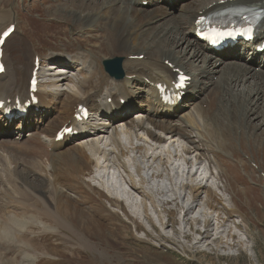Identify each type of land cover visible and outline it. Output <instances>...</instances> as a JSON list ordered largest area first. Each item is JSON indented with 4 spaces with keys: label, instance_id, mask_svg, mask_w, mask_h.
I'll return each mask as SVG.
<instances>
[{
    "label": "bare ground",
    "instance_id": "bare-ground-1",
    "mask_svg": "<svg viewBox=\"0 0 264 264\" xmlns=\"http://www.w3.org/2000/svg\"><path fill=\"white\" fill-rule=\"evenodd\" d=\"M87 1L79 2L84 7ZM93 1L95 9L78 16L77 21L81 22L80 31L99 29L102 32L107 30L108 35L110 34L109 44L107 43L108 49L115 52L118 47L125 51L122 66L126 76L122 81H117L106 74L107 76H104L99 82V89L91 91V83L98 75L97 61L94 62L97 54L87 51L75 57L52 58V63L44 65L45 69H41L40 64L39 73L47 81L37 93L38 104L29 108L27 117L20 119L21 123L17 129H21L22 123L31 127L33 118L26 122L25 120L32 114L38 116L44 107H50L51 103H54L51 99L57 101L56 114L48 116L49 128L41 130L42 127H40L36 131H39L38 133H31L32 135L37 134L34 136L37 144L32 149L43 150L45 152L43 154L47 155H44L46 159L41 156L31 157L27 152H25L28 154L27 157H25L26 154L24 157H19L13 155V150L10 152L12 154H9L0 149V163L3 165H0V175L2 176L0 188L2 186L7 195L17 196V204L22 206V209L19 210L25 213L22 217L15 215V211L9 213L7 217L0 215V248L3 250L0 252V264H35L36 258L30 253L34 247L26 237L27 228L38 227L43 234L47 232L56 234V228L50 227L43 219L53 220L59 229L71 230L65 220L71 218L69 206H73L74 211L77 207L78 193L73 192L72 195L69 191L70 177L74 174L77 175V178L84 179V182L85 178H93L94 182L97 180L96 182L104 183L106 180V183H111L109 175L95 174L94 168L104 163L102 165L104 167L112 164L110 167H114L111 169L118 167L127 172L125 158L130 159L128 155L134 154L133 164L139 171L149 172L146 176L143 175V183L141 182L140 185H152L155 178H162L164 174L159 173V168H163L164 172L174 170L176 173L174 175L177 176L181 168L176 167L172 159L178 158V151L175 150V155L171 150H165V141L169 138L174 143V147L176 143L181 144L179 157L187 165L195 163L199 166L196 173L200 172V166L205 161L218 170L217 175L221 179L225 177V172L220 169L219 153L225 155L227 151L231 154L234 153L235 138L247 136L254 140L256 146L262 145L261 142L264 139V54L260 56L256 50L264 41V18L258 27L255 41L242 43V47L238 48V53L229 55L233 60H227V56L211 52V49L201 44L196 38L197 17L238 6L240 3H246V0H177L173 8L167 6L166 0H155L154 4V0H150L149 3L156 6L151 10L142 7L144 0ZM248 1V6L264 10V0ZM178 2H181V7L176 10L175 6ZM61 10L65 9L59 8L53 12V15L51 14L55 20L66 21L63 19L65 16L67 20L75 21L77 16L75 15V17L73 14L77 13L76 11L71 12L69 16L66 15L67 11L64 13ZM172 12H176L175 15L168 17L173 15ZM5 17L0 14V20H4ZM8 17L12 18L11 14L8 13ZM73 24L75 23L73 22ZM7 27L0 29V34ZM137 32L140 33V37L136 46L133 44V40ZM34 51L30 42L19 33L18 29L4 45L3 60L6 68L5 73L0 75V101H5V106L8 108L15 106L17 97L22 102L29 97V80L35 68ZM140 55H144L142 60L135 59ZM246 57L248 64L237 62ZM118 58L123 59V57ZM62 62L70 65L60 66ZM255 63L259 64L257 70L253 67ZM176 69L184 70L187 75L192 77L186 94L193 95V97L188 100L189 96H186L185 101L181 104L166 105L160 101L156 86L160 82L175 80L177 73L174 70ZM217 74L221 75L220 84L213 80ZM136 84L138 88L134 91L133 88ZM141 92L145 93V100L139 96ZM108 100H111V103H108ZM122 100L126 101L128 107L121 104ZM136 100L139 102L141 110L132 118L125 117L118 122V116L129 115ZM188 102H193V110L185 113V105ZM207 103L210 110L203 107ZM81 104L88 105L91 111L89 120L83 124L74 118L76 109ZM218 111L221 114L220 121L216 116ZM3 113L4 111L1 110L0 122H5ZM137 118L140 119L137 120ZM67 123L76 128L81 127L82 133L78 135L79 139L72 143V138L67 137L61 142H56L57 131ZM254 130L260 131L261 134L251 132ZM123 134L126 136L125 142L121 139ZM245 140L247 139L245 138ZM12 144L17 145L13 141ZM5 148L6 146L3 149ZM23 149H21L22 153L28 148ZM214 156L218 158L216 159ZM20 163L25 167H20ZM156 166H158V170L151 171L157 169ZM96 169L99 170L98 172L101 171ZM21 172L22 175L41 176L43 179L47 177L49 179L46 182L47 191L40 192L33 186L27 185L24 182L25 178L23 179L20 175ZM10 175L19 178V180L16 179L18 182L6 183L5 177ZM195 175L193 174L192 177ZM128 176L129 180L125 181L131 185V190L139 192L138 190L143 189L137 187L130 174ZM75 178L76 176L73 179ZM168 180L171 182L169 188H162V190L152 186L148 188V194L156 202V197H158V201L163 205L174 204L183 212L182 224L185 225H182L180 232L183 238L190 240L191 243L187 226L191 224L195 226L199 222L198 219L190 217L191 213L198 210L197 208H201L200 203H195V201L202 202L201 199H198L199 191H207L208 195L203 201L209 208L215 202V191L202 178L198 184H194L195 187L186 188L182 185V190H188L192 196L188 194L181 196L175 190L177 181L170 173ZM227 182L228 185L222 186L221 189L227 193L236 194L233 184ZM97 185L99 186V183ZM89 186L91 188V185ZM102 187L112 194L105 184ZM94 190L96 189L94 188ZM243 190L246 193V189ZM96 191L102 198L111 202L113 207L109 209L110 214L117 216V200L111 199L108 193ZM123 194L126 198L131 197V194L125 191ZM159 196L168 197L166 199L168 201L163 203L162 197ZM188 196L193 198V202L189 204H187ZM114 199H119L122 203L125 201L123 197H117L116 194H114ZM191 199L190 201H192ZM7 204L6 206H9ZM143 208L146 216L150 218L146 207ZM224 208L222 207L221 211ZM213 210L217 209L213 206ZM218 211L220 209L216 213H219ZM220 216H213V218L204 216L205 219H202V222H204L205 231L196 230L201 238L196 239L191 244L192 247L196 248L195 246L200 245L203 240L205 241L211 236L212 226L218 230L217 236L212 242L218 245L223 244V234L226 232L222 234L220 231V228L224 226L220 223ZM20 218L25 219L22 225L18 224ZM7 219L16 221L8 222ZM165 225L167 226V224ZM235 225L237 226V224ZM235 235L231 229L228 238H234ZM236 240L232 243L233 246L239 244L240 241ZM11 250L20 251L18 260L6 258V253ZM183 250L184 253L190 252L189 246H183ZM49 257L48 253H42V258Z\"/></svg>",
    "mask_w": 264,
    "mask_h": 264
},
{
    "label": "rangeland",
    "instance_id": "rangeland-1",
    "mask_svg": "<svg viewBox=\"0 0 264 264\" xmlns=\"http://www.w3.org/2000/svg\"><path fill=\"white\" fill-rule=\"evenodd\" d=\"M79 1L82 0H0V8H6L4 11L0 10V12L10 11L14 7L19 31L30 42L35 50V54L41 55L44 61L48 57V50H53L58 53L67 51L73 55L77 54L76 56L87 51L97 54L94 58V62L97 61L96 66L98 75L94 79V82L91 83L90 88L91 91H95L99 89V82L102 81V78L107 76L102 62L105 59H111L114 57L124 58L125 51L120 50L118 47L115 52L108 49L110 34L108 35L107 30L100 32L99 29L93 31L89 29L88 32L92 33L79 32V25L81 22L77 21L78 17L76 16L91 12L95 3L93 0H88L86 5L82 7L81 2ZM2 3L3 6L1 7ZM239 5L248 6L249 1L246 0V3H240ZM179 7H181V2H178L175 9L178 10ZM59 8L65 9L61 11H64V13L67 11L66 15L69 16L71 12L76 11L77 13L73 15H76L75 17L77 20H67L65 16H63V19L66 21L55 20L52 15L54 14L53 12ZM147 9L151 10L154 8L149 7ZM172 13L173 15L168 17H173L176 12ZM9 22L10 21H7L5 25ZM73 22L75 24H73ZM139 37L140 33L137 32L133 40V44L136 46L138 45ZM129 44H131V42H129ZM130 46L133 47L132 44ZM245 63L248 62L245 61ZM216 76L218 80H216ZM216 76L214 77L215 82L220 84L221 75L217 74ZM137 88L138 85L136 84L134 90L136 91ZM144 95V92L139 94V96H142L143 98ZM190 99L191 98H189V100ZM53 101L55 103L57 102L55 99H53ZM192 104L193 102H188L185 105V113L193 110ZM203 107L210 110L208 103ZM137 112L138 111L130 113L129 118H132ZM219 113L220 111H218L216 115L218 121L221 119V114ZM35 122H37V119ZM43 124L46 128H49L48 117L43 118ZM36 125L37 124H35V127ZM31 130V128L26 129L23 134ZM13 131L15 134L12 133V127L0 128V149L5 152L7 151L9 154L13 153V155L19 157H24L26 154L25 152L31 157L47 156L43 154V152L32 154L27 148L29 144L32 143L33 137H24V135L18 136L19 131ZM251 132L261 134L260 131L256 130ZM15 138L23 144L19 147H22L21 149L25 147L24 149H27L28 151L25 150L24 153H22L23 151L20 148H15L16 151L11 149L9 147L10 141H14ZM245 138L247 140H245ZM121 139L125 142V134H123ZM167 139L168 140L165 141V150H171L172 152L180 150V143L177 144L175 142L176 145L174 147V143L170 141L169 138ZM235 140V152L232 153L234 156L229 151L226 152V155L219 153L220 169H222V172H225V177L221 179L217 175L218 170L207 162L203 161L200 166V172L196 173L197 168L199 167L197 164L194 163V165L189 164L186 166L185 161L179 157L178 159L175 158L176 160L172 159V161L177 164L175 166L181 168V170L178 169L179 174L177 176L174 175L176 174L174 170L164 172L163 168H159V173L164 174L163 177L155 178L152 185L144 184L143 186V184L140 185L141 182L143 183V175L146 176L149 172L147 173L143 172V170H138L136 165L133 164L134 160L132 159L135 157L133 156L134 154L128 155L130 156V159L127 157V159L125 158L127 172L118 167L111 169L114 167H110L112 164L104 167L102 166L104 164L102 161H100V163H102L100 164L102 168H99L100 166L94 168L95 174L105 173L109 175L111 183H106V180L103 182L112 194L108 193L107 190L102 187L103 183L101 181L96 182V178L95 182L93 178H85L84 182V179L81 180L77 178L76 174H74L73 176H76L77 180L76 178L73 179V176L70 177L69 191L72 195L73 192L78 193L77 207H75L76 210L74 211L73 206H69L71 210V218L65 220L71 230L59 229L58 226H56V222L51 219L43 220L50 227L56 228V234L55 232H47L52 233L53 235L47 233L43 234L38 227L31 229L27 228L26 237L34 247V250L30 251V253L36 258L35 264H264V201L256 199L260 198L261 194L264 193V139H262L261 142L263 146H256L254 140L247 136L242 138L241 136H238ZM5 146L7 149H3ZM12 150L14 152H12ZM28 154H26L25 157H27ZM217 158L218 157H216V159ZM20 165V167H25V165L21 163ZM96 168L101 171L98 172L99 170ZM156 168L157 169L151 171H157L158 166H156ZM169 173L174 176V180L177 181L175 190H177V193L181 196H184V194L192 196V194L188 193V190H182V185L186 188L195 187L194 184H198L196 182H200L202 178H204L206 180L205 182L213 188L216 194L214 202L216 204L212 203L210 206L211 208L206 206L203 199H206L208 193L205 190H201L199 191L198 199H201L202 202L195 201L196 204L200 203L201 208H197L198 210H195L194 213L197 215L199 210H202L203 215H200L202 219H205V215L209 218L221 215L220 223L224 224V228H220V231L222 234L226 232L223 234V244L218 245L212 242V240L216 238V232L218 231L214 228L215 226H212L211 236L205 239V241L203 240L200 245L195 246L196 248L192 247L191 244H193L196 239L199 240L201 238V235H198L196 230L198 229L202 232L205 231V227L203 226L204 230H202L203 227L201 226L204 225V222L198 218H193L192 214L194 213H191L190 217L198 219L199 222L195 226L193 224L187 226L191 239L190 243V240L188 241L184 239L180 232L183 227L182 225H185L182 224L183 222L180 218V212L182 213V211L174 204H167L166 202L168 200L166 199H168V197L159 196L160 198L162 197V202L166 203L164 205L158 201V197H156L157 202L154 198L150 197L148 194V188L155 186L162 189L171 186V182L168 180ZM128 174L133 178L137 187L143 189L138 190L139 192H136L137 190H131V185L127 184L125 181L129 180ZM193 174L196 175L192 177ZM20 175H22V172ZM189 176L192 178L190 179ZM22 177L23 179L25 178L24 182L27 185L33 186L35 190L40 192L47 191L46 182L49 181L47 177H45L46 179H43L41 176H28L26 174H23ZM14 178L17 177L15 176ZM226 180L229 181L231 185L233 184L232 186L235 187L236 194H231V192L227 193L225 190L221 189L222 186L228 185ZM98 183L99 186L97 185ZM255 183H258V185H255ZM184 184L188 186H185ZM219 184L220 189L218 188ZM89 185H91V188ZM94 188L101 192H105L106 194L108 193L111 199L117 200V216L110 214L109 209L113 207L111 206V202L102 198ZM244 188L246 189V193H244ZM121 189L126 193H130L131 197L126 198ZM114 194L118 197H123L125 201L122 203L119 199H114ZM190 196L187 197V204L193 202V198H189ZM11 197L12 195H6L5 189L1 186L0 215L2 214L7 217L9 213L15 211L16 213H12L22 217L25 215L22 210H19L22 207L12 204L10 202L12 199H9ZM190 199L192 201H190ZM6 202L9 206H6ZM213 206L217 210L220 209V211H218L219 213H216L217 210H213ZM143 207H146L150 218L146 216ZM159 207L161 208L160 214L156 210ZM222 207H225L223 211H221ZM72 211L74 212L72 213ZM20 219L18 220L20 222L17 223L22 225L23 220L25 222V219ZM7 220L8 222L13 221V223L16 221L13 219ZM165 224H167V226ZM234 224H237L238 228H235ZM231 229L233 234H236L234 238H228ZM235 238L240 241L237 246H233L232 244L237 241ZM230 244L232 245V248H230ZM183 246H189L190 252L184 253ZM0 252H3V250L0 249ZM42 253H48V257H50L47 259L42 258ZM19 257L20 251L11 250L6 253L7 259L11 258L18 260Z\"/></svg>",
    "mask_w": 264,
    "mask_h": 264
},
{
    "label": "water",
    "instance_id": "water-1",
    "mask_svg": "<svg viewBox=\"0 0 264 264\" xmlns=\"http://www.w3.org/2000/svg\"><path fill=\"white\" fill-rule=\"evenodd\" d=\"M106 71L113 77L122 78L124 73L121 69V59L104 62Z\"/></svg>",
    "mask_w": 264,
    "mask_h": 264
}]
</instances>
